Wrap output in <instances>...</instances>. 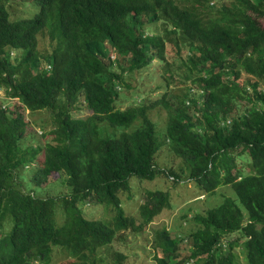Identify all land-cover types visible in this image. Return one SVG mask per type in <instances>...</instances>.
Masks as SVG:
<instances>
[{
	"label": "trees",
	"instance_id": "1",
	"mask_svg": "<svg viewBox=\"0 0 264 264\" xmlns=\"http://www.w3.org/2000/svg\"><path fill=\"white\" fill-rule=\"evenodd\" d=\"M24 1L37 12L19 19ZM211 3L0 0V89L18 100L8 107L0 99V264H51L55 251L73 259L64 264L123 261L112 248L120 233L140 236L171 206L168 184L141 189L142 179L180 180L157 164L165 146L202 191L230 185L239 203L226 196L195 212L189 255L179 252L181 237L158 230V264H243L240 253L245 264H264V0ZM159 22L160 31L150 29ZM157 61L162 95L119 107L121 89ZM181 67L190 84L176 93L170 86ZM83 104L92 113L76 118ZM163 110L162 127L154 115ZM40 112L50 114V127L40 125V136H51L45 143L29 130L28 114ZM239 149L251 157L247 169ZM47 186L58 191L36 192ZM121 191L129 200L145 194L140 220ZM87 202L112 216L86 218Z\"/></svg>",
	"mask_w": 264,
	"mask_h": 264
},
{
	"label": "rangeland",
	"instance_id": "2",
	"mask_svg": "<svg viewBox=\"0 0 264 264\" xmlns=\"http://www.w3.org/2000/svg\"><path fill=\"white\" fill-rule=\"evenodd\" d=\"M230 1L231 0H212L211 4L221 6L225 3H229ZM6 8L10 13L8 6H6ZM15 11L16 9L12 11L14 16ZM36 12L37 8L33 1H24L20 6L19 19L33 17ZM258 20L264 26V18H258ZM152 26L153 27L150 28L151 30L160 31L162 29V25L160 22L157 25L152 24ZM40 48L42 54L47 52L46 49L49 48L48 39L41 40ZM173 50V47H170L168 49L167 58L169 61L176 60V55ZM186 53L187 50L184 49L182 57H185ZM173 64H175V62H173ZM154 65L155 66L153 67L152 65L150 69L142 70L138 77H133V80L131 81V89H121L124 95H122V98L117 104L119 107L126 108L133 104L139 103L145 98L148 100H154L162 95L165 87L162 81L164 69L162 64H159L158 61L155 62ZM180 69L181 70L179 72V75H175V80L171 83L170 86V89L174 90L176 93H181L186 88V85L190 84V82L185 79V73H183L185 67H181ZM243 77L245 78L244 73ZM0 99L3 100V102L8 105V107H14L18 104V100L9 97L6 90L3 88L0 89ZM81 101L82 98L79 104H81ZM246 105L247 104L244 102L243 107ZM91 113V110L88 109L85 104H83L81 109L77 110L73 114L76 118H81L86 117ZM154 117L155 119L159 120L158 123L159 125H162V127L167 121V114L164 110L160 111V113H158L157 115H154ZM28 120L32 124L29 126V130L36 131L43 143H45V138H51V136H40L42 135V129L40 125L46 122L48 123L46 127H50V114L48 115V113L44 112L28 114ZM166 148L168 147L165 146L159 152L157 164H159L160 167H165V169H167L168 171L173 170V172L178 175L180 182L177 180V184H175L174 181H176V178L172 174H169V176L167 177L162 176V178L164 179H162L163 182L161 183H159L161 180V176H158L154 180L142 179L144 183L142 182L141 189H143V191H146L154 189L158 185L168 184L167 189H169L168 193L170 195L171 206H167L158 216H156L153 221L145 227L144 232L140 236L132 232V230H126L120 233L121 237L115 240V242L112 244V248L114 251H120L124 253L126 255V258L117 264H158L156 258V235L157 231L163 227H167L169 229L172 237L179 236L183 239L179 245V252H183V255H189L191 245L190 242L187 241V236L189 235V232L195 228V224L190 221L193 218L195 212H204L206 209L218 206L226 196L232 197L239 203V199L230 185H220L217 191L214 193H207L202 191L197 186L195 180L188 179L190 167L187 166V163L180 157L176 156L172 151L169 153ZM239 151L242 150L239 149ZM242 152L243 153L236 155L237 161L240 166L247 169L248 167L246 166H248V162H251V157L250 155H247L246 152ZM136 180L138 179L133 178L132 182ZM67 188L69 189V187ZM135 189L136 188H134V185L132 184V192H135ZM60 190L63 192L66 191L65 189ZM57 191L58 189L54 190L53 192L52 187L49 188V186L36 189V192L38 194H46L50 192L56 194L55 192ZM140 191L141 190L136 189V192L140 193ZM69 193L70 191L66 194ZM139 193H135L136 197L129 200L127 193L121 191L120 197L125 209L127 211H132L134 215L140 220L138 209L140 205L146 200V197L144 196V193L143 196H139ZM84 209L85 216L89 219H100L112 216L111 209H109L110 211L107 209L104 210L102 208V205H98L97 207H95L91 202H87ZM107 212H109V214ZM104 221H107V219H104ZM230 238L234 239L235 235H228L226 237V239ZM114 259L116 260L115 256L112 257V255H109L107 256V260L104 263L101 262L100 264H116V262L118 261L114 262ZM72 260L73 259L69 258L68 254L62 252L58 253L57 251H55L51 264H64ZM239 262L245 264V253H240ZM35 264L39 263L36 262Z\"/></svg>",
	"mask_w": 264,
	"mask_h": 264
}]
</instances>
